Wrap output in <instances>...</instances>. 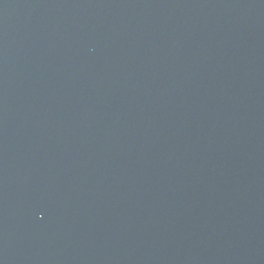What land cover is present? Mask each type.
<instances>
[{
	"label": "water",
	"instance_id": "obj_1",
	"mask_svg": "<svg viewBox=\"0 0 264 264\" xmlns=\"http://www.w3.org/2000/svg\"><path fill=\"white\" fill-rule=\"evenodd\" d=\"M0 264H264V0H0Z\"/></svg>",
	"mask_w": 264,
	"mask_h": 264
}]
</instances>
